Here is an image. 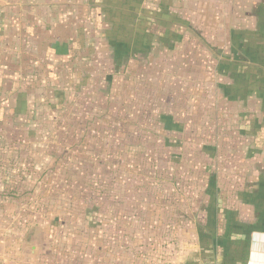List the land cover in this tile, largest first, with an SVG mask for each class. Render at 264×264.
Segmentation results:
<instances>
[{
	"label": "rangeland",
	"instance_id": "1",
	"mask_svg": "<svg viewBox=\"0 0 264 264\" xmlns=\"http://www.w3.org/2000/svg\"><path fill=\"white\" fill-rule=\"evenodd\" d=\"M118 15L111 11L97 25L111 38L110 52L116 50L114 43H120L112 37L117 33L124 39L126 30L131 31L130 23L117 19ZM182 16L191 20L190 37L194 30L204 37L203 52L189 48L190 70L178 49L167 54L173 57L153 60L156 63L149 75L138 62H132L138 56L131 62L126 59L122 66L108 64L103 57L107 63L101 60L104 65L99 63L93 76L68 61L59 70L62 60L52 57V79L38 70L23 80L25 85L13 99L15 108L11 99L3 105L0 264H240L247 257V232L237 228L238 213L233 214L237 209L228 208L233 202L225 205L220 198L208 210L211 197L207 188L212 173L216 189L234 188L237 183L229 184L222 174H241L244 167L236 161L247 154L254 159L264 156V148L247 141L249 150L237 132L224 135L227 124L251 134L254 120L240 121V115L246 113L243 104L238 103L239 112L230 102L240 99L223 95L242 96L245 90L232 87L223 91L218 79L212 78H216L212 54L230 52L232 30L264 29V0H200ZM261 34L264 37V30ZM102 42L101 37L87 48L99 53L104 50ZM261 43L264 46V40ZM217 44L218 52L214 51ZM5 74L1 70L0 78L9 80ZM36 75H40L41 85L31 79ZM62 77L68 85L66 91L48 84L49 80L61 82ZM208 95L216 105L214 115L222 117L221 133L214 143L220 140L224 155L230 151L228 161L220 158L217 169L210 159L213 154L203 156L201 151L209 142L192 144L189 135L165 131L161 121V116L175 111V122L182 124L179 106L196 104L197 97L204 103ZM256 97L246 102L259 101ZM70 99L68 106L64 102ZM173 102L180 103L174 106ZM99 129L110 132L102 134ZM175 140L183 144L175 146ZM261 143L263 147L262 138ZM252 162L253 171L259 172L254 166L258 162ZM262 170L264 176V167ZM256 180L255 187L250 184L247 191L256 190L251 194L259 204L264 181L260 185L261 180ZM97 211L108 218L97 220ZM90 220L93 227L89 230Z\"/></svg>",
	"mask_w": 264,
	"mask_h": 264
},
{
	"label": "crops",
	"instance_id": "2",
	"mask_svg": "<svg viewBox=\"0 0 264 264\" xmlns=\"http://www.w3.org/2000/svg\"><path fill=\"white\" fill-rule=\"evenodd\" d=\"M194 2L197 3L200 0L192 2L190 0H0V72L1 70L5 72V77L9 79L2 80L0 78V112L3 111L1 109L3 105L6 102L9 103L10 99L15 108L16 102L13 99L21 92L19 88L25 85L23 80L27 81L38 70L44 72L46 78L50 75L48 79H52L53 75L49 73L50 64L54 61L52 57L62 60L57 67L59 70H63V65L65 68L66 61H68L73 64V68L81 67L93 76L99 63L101 65L107 63L103 57L110 59L113 55V51L110 52L112 48L108 43L111 38L104 35L102 27L97 26L103 16L109 12L113 11L119 14L117 19L124 23H130L131 31L126 30L127 35L124 38L129 39L126 45L130 43L132 48L135 46L144 48L152 45L151 49L156 51V42L159 38L171 39L175 34L176 36L180 35L182 29H184V36L187 38L191 20L182 14H188L189 6ZM132 7H135L136 10L133 11ZM258 30L256 28H251L250 31L247 29L236 30L243 32L234 35L237 42L236 39L232 41V33L235 31L232 30L228 43L231 50L226 54L241 55L245 61H249L251 54L258 57L259 54L264 53V46L261 45L264 40L261 33L264 29ZM101 37L103 38L101 45L104 50L97 53L96 48H93V51L92 48H87L89 42L92 44L93 41L94 43L100 41ZM112 38H116V41L120 42L119 44H123V37L119 38L117 33ZM150 38H154V43H147ZM161 46L166 48L165 43H162ZM248 50L250 54L247 52ZM134 56L136 57L138 54ZM251 64L253 63L251 62ZM256 64L264 71V66H261L259 62ZM56 74L58 73L56 72ZM37 76L31 79H35L36 83H39L42 79L39 77L40 75ZM63 79L62 77V83L56 79L55 82L49 80L48 84L51 82L54 87H60L59 89L66 91L68 85L64 83ZM231 83L232 81L228 80V84ZM248 85L250 89L254 88L258 91L259 97L256 98H259V101L246 102L250 111L244 110L247 115L244 117L240 115L241 120H239L244 122L243 119L246 121V118L250 117L251 121L254 120L253 130L251 134L248 131L245 132V128L237 129L236 132L239 138H245L242 140L248 144L247 148L250 150L251 144L264 148V144L262 147L261 143V138L264 139V104L262 105L264 103V96L262 97L264 78L262 75L250 78ZM250 89V92L245 90L246 96L243 97L245 101L249 97L255 98L258 94ZM257 104L260 105V108ZM7 112L9 110L5 113ZM52 113L53 111H50V115ZM4 122L3 119H0V127ZM242 140L240 139V142ZM247 141L251 144L249 145ZM243 157L245 160L239 165H243L244 169L239 172L245 176L244 178L235 176L229 182L231 184L235 181L237 184L234 188H229L227 203L233 202L234 206L228 208H236L237 210H232L233 214L238 213V221L243 223H237V228L247 232L249 254L240 264H264V205L262 204L264 203L262 192L264 188L262 191L260 190L261 196H258L261 199L259 204H255L256 197L251 194L256 193V190L247 191L250 184H253V188L255 187L258 182L257 178L259 181L261 180L259 184L264 181L262 173L264 156L260 155L254 159L252 156L249 158L247 154ZM252 161L258 162L254 166L258 171L261 169L259 172L253 171L251 164L254 162ZM248 164H250V168L245 166ZM241 192L244 193L243 197L239 194Z\"/></svg>",
	"mask_w": 264,
	"mask_h": 264
},
{
	"label": "trees",
	"instance_id": "3",
	"mask_svg": "<svg viewBox=\"0 0 264 264\" xmlns=\"http://www.w3.org/2000/svg\"><path fill=\"white\" fill-rule=\"evenodd\" d=\"M184 32H185L184 29H182V31L180 32V35L176 36V34H175L171 38L172 40L159 38V40H157V42H156L157 43L156 51L151 49L152 45H148L147 47H144V48H140V47L138 48L135 46L134 48L129 47V49H127L128 46H131L130 43H128V45H126V44L121 45L119 43H115L116 50L113 52L112 57L110 59H108V64L113 62L114 65L119 64L122 66V63L126 59L129 58L130 62H131V59L134 58L133 56L135 54H138V59H133L132 62H138L139 66L141 68V71L147 70L148 75H149V73L152 72V69L154 70L153 67L156 63L153 60H156L157 57L166 56L170 52H173V50H174L173 53H175V50L178 49L177 51L179 52V54L180 55L184 54V57H186V58H184L186 70H190L192 68V66L191 65L187 66L188 59L190 58V57L187 58V55H188L189 51H191V49H189V48L196 47V51H198V49L201 50L200 45L204 42V37H201L196 30H194L195 33L190 37V35H189L190 34V28L188 29L187 38L184 36V34H185ZM241 33H242L241 31L235 30L232 33V41H234L236 39L234 37V35L241 34ZM237 41L238 40L236 39V42ZM149 42L154 43V38H150V41H148L147 43H149ZM217 42H218V40H217ZM162 43L166 44V48H163V46H161ZM219 47L220 46L217 44V48L214 49V51L218 52ZM131 50H132V52H131ZM201 51L203 52V50H201ZM196 54H198V52L195 53V55ZM208 54H210V53L208 52ZM263 54L264 53H262L261 55L259 54V56H258L259 58L257 60H256L255 56H253V58H250L251 60L245 61L241 55H235L233 53L226 54V51L225 52L219 51V54H212L215 56L214 62H212L213 63L212 67L215 69L214 72H215L216 78H214L212 75L211 76L214 80L218 79L219 87L223 91L229 90L232 87H240L241 92L243 90L249 91L250 86L248 84L250 82V78L253 79L255 77H260L261 75L264 78L263 69L258 67V65L256 64V62H259L261 66H264ZM167 56H169V58H170V57H173L174 55H172V56L167 55ZM141 57H144V58H141ZM144 61L148 65L143 66L141 62H144ZM251 62L253 64H251ZM196 64H197V62H196ZM131 65H133V64H131ZM196 66L198 67V64ZM204 68L205 67L203 66V74L205 71ZM206 75H207V73L203 76V78H205ZM85 77H87V76H85ZM198 80H200V79H198ZM228 80L232 81V83L230 84L232 86H230L228 84ZM85 85L86 84H84V86ZM104 90H106V88ZM206 90L208 91V88H206ZM258 90H259V88H258ZM256 92L258 93V91H255L254 93L257 94ZM223 95H225L226 98H230V99L231 98L232 99H234V98L240 99L239 101H237V100L230 101V102H234V104H236L235 105L236 108L234 107L235 110L237 109L239 112H241L240 105L243 104V111L244 110L246 111V109L250 111V107L248 106L245 99L243 98L246 96L245 92L242 96H239V95L238 96L237 95L229 96L226 93L225 94L223 93ZM256 96L259 97V93ZM263 96H264V87H263V91H262V97ZM202 102H203V100L199 101L198 97H197L196 104L195 103L189 104V102H184L183 103L184 107L179 106L183 112L182 124L175 122L174 114H173L175 111H170L169 115L161 116V121L164 124V128L166 129V130L164 129L165 131H170L172 133L176 132V133H180L182 135L183 134L189 135L188 141L193 142L192 144L200 145L201 141H199V140H203V142L205 144H207L209 142V144H207L208 146L203 147L201 151H202L203 156L204 155L205 156L206 155L211 156V154H213L210 159L212 161H214V163L216 162V165L214 164L213 169H215V168L217 169V163H220L219 159L221 158L224 161L227 160L226 157H229L230 151H228L227 154L224 155L223 152L225 151V148H222L224 146H221V147L219 146L220 140H218L217 144L214 143V140H215L217 134L221 133V130L218 131V129L221 126L222 117L220 116V118H219L218 116L214 115V112H216V105L214 106L212 96L208 95L206 98H204V103H202ZM64 103L68 104V106H69L71 104V99L68 100L67 102H64ZM173 103L175 104L174 106H176L180 102H173ZM238 103H240V105ZM244 115H247V114L242 113V117H244ZM215 116H216V118H215ZM57 117H58L57 119H61L60 115H58ZM117 120H120V117H118ZM113 122L116 123V120ZM223 122H227V120L223 121ZM225 126H226V128H224V135H228V134H232V133L234 134L236 131H238L237 129L234 128L233 125L230 126V124H227ZM116 127H119V126H116ZM230 129H232V130H230ZM97 131L101 132L102 134L106 131L110 132V130H100V129ZM115 131L117 132V130H115ZM122 131H124V130H122ZM185 138H186V136H185ZM111 143H112V141H111ZM173 144L175 146L180 147L183 144V142H182V140L181 141L175 140V142H173ZM224 145H226V144H224ZM228 145H229V143H228ZM221 149H223V150H221ZM209 150H211V152ZM221 151H223V152H221ZM234 151L237 152L236 150L233 149V152ZM218 152H221V153L218 154ZM239 154H242V153L240 152ZM243 160H245V157L242 156L239 159V161L234 160L233 162H231V161H229V162H231V164H232L236 161V162H238V164H241V163H243ZM209 170H211L210 167H209ZM222 175H223V179L229 180V182L231 180H233V178L235 176H237V177L240 176L243 178L245 176L243 174L238 175L236 173L235 174L231 173V174H227V175L222 174ZM214 180H215L214 175L212 173V176L209 180L210 185L207 188V194L211 197L208 210H211L213 203L215 205H217L218 200L220 198H222L224 200L225 205L227 204V200H228V190L229 189L226 188L225 191H221L218 188L216 189L215 186H212V184L214 183ZM220 193L222 194V195H220L221 197L218 196ZM239 194H240V196H242L244 193L241 192ZM224 207L226 208V206H224ZM92 209H95V208H92ZM226 210H228V209H226ZM88 212H89V210H87L86 215L89 217ZM98 212L99 211H97V213ZM98 215L99 216L96 217L97 220L108 218L103 212L98 213ZM92 225H93V223L90 220L89 221V230L93 227Z\"/></svg>",
	"mask_w": 264,
	"mask_h": 264
}]
</instances>
